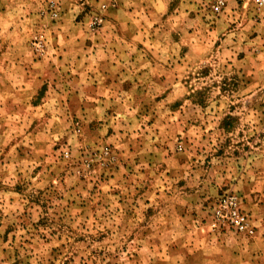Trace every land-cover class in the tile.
Wrapping results in <instances>:
<instances>
[{"label": "rangeland", "instance_id": "1", "mask_svg": "<svg viewBox=\"0 0 264 264\" xmlns=\"http://www.w3.org/2000/svg\"><path fill=\"white\" fill-rule=\"evenodd\" d=\"M262 1L0 0V264H264Z\"/></svg>", "mask_w": 264, "mask_h": 264}, {"label": "built area", "instance_id": "2", "mask_svg": "<svg viewBox=\"0 0 264 264\" xmlns=\"http://www.w3.org/2000/svg\"><path fill=\"white\" fill-rule=\"evenodd\" d=\"M259 5L262 0H256ZM224 0H217L214 10H219ZM54 16L57 11L54 10ZM209 229L215 233H232L241 235L245 238H251L255 234V226L251 215L245 211L238 196L232 192H228L220 196L213 204L208 213Z\"/></svg>", "mask_w": 264, "mask_h": 264}, {"label": "crops", "instance_id": "3", "mask_svg": "<svg viewBox=\"0 0 264 264\" xmlns=\"http://www.w3.org/2000/svg\"><path fill=\"white\" fill-rule=\"evenodd\" d=\"M123 1V3L121 4V6H119V8H117V9H114L111 13H112V16L113 17H115V18H117V16L119 15V13H121V14H125V11L127 12V13H129L130 15H131V17H133L132 16V10H131V7H129L128 6V4H127V1H129V0H122ZM127 22H131L130 20H127ZM132 58V57H131ZM135 59V58H134ZM132 64V63H131Z\"/></svg>", "mask_w": 264, "mask_h": 264}]
</instances>
